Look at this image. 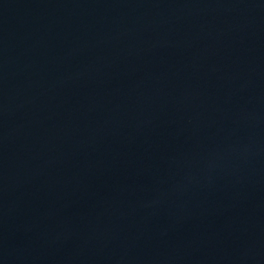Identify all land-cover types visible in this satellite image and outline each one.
<instances>
[{"label":"water","instance_id":"obj_1","mask_svg":"<svg viewBox=\"0 0 264 264\" xmlns=\"http://www.w3.org/2000/svg\"><path fill=\"white\" fill-rule=\"evenodd\" d=\"M0 264H264V0H0Z\"/></svg>","mask_w":264,"mask_h":264}]
</instances>
